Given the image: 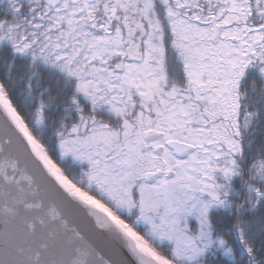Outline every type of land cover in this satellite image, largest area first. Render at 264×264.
I'll return each instance as SVG.
<instances>
[{
  "label": "snow or ice",
  "instance_id": "6c2138e0",
  "mask_svg": "<svg viewBox=\"0 0 264 264\" xmlns=\"http://www.w3.org/2000/svg\"><path fill=\"white\" fill-rule=\"evenodd\" d=\"M0 264H264V0H0Z\"/></svg>",
  "mask_w": 264,
  "mask_h": 264
}]
</instances>
